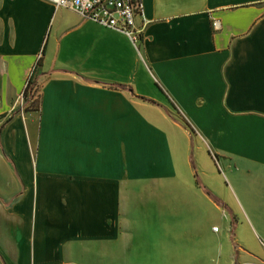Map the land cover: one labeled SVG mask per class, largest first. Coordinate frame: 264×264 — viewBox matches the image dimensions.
I'll return each mask as SVG.
<instances>
[{"label": "crops", "instance_id": "crops-1", "mask_svg": "<svg viewBox=\"0 0 264 264\" xmlns=\"http://www.w3.org/2000/svg\"><path fill=\"white\" fill-rule=\"evenodd\" d=\"M140 2L0 0V264H264V0Z\"/></svg>", "mask_w": 264, "mask_h": 264}, {"label": "built area", "instance_id": "built-area-1", "mask_svg": "<svg viewBox=\"0 0 264 264\" xmlns=\"http://www.w3.org/2000/svg\"><path fill=\"white\" fill-rule=\"evenodd\" d=\"M54 8L74 11L83 19L95 22L103 28L120 32L127 36L133 44H137L142 33V26L137 27L136 18L141 16L140 0H47ZM214 29L219 28V22H212ZM33 74L28 76L23 91L19 94V109L26 102L31 103L35 98L31 85ZM216 230V228H214Z\"/></svg>", "mask_w": 264, "mask_h": 264}, {"label": "trees", "instance_id": "trees-1", "mask_svg": "<svg viewBox=\"0 0 264 264\" xmlns=\"http://www.w3.org/2000/svg\"><path fill=\"white\" fill-rule=\"evenodd\" d=\"M30 82H31V85L34 87L33 93H34V96H35V98L32 100L31 103H35L36 100H37V97H36V94H35L36 93V83H35V80L33 79V76H32V80Z\"/></svg>", "mask_w": 264, "mask_h": 264}, {"label": "rangeland", "instance_id": "rangeland-1", "mask_svg": "<svg viewBox=\"0 0 264 264\" xmlns=\"http://www.w3.org/2000/svg\"><path fill=\"white\" fill-rule=\"evenodd\" d=\"M15 110L11 111L9 114H12ZM21 111V110H19ZM214 159V157H212ZM191 166L192 168L195 166L194 162H193V159H191Z\"/></svg>", "mask_w": 264, "mask_h": 264}]
</instances>
